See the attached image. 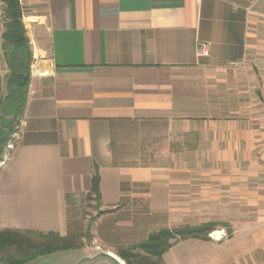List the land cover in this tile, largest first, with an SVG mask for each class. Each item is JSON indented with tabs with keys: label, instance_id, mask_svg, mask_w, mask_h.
Instances as JSON below:
<instances>
[{
	"label": "crops",
	"instance_id": "obj_1",
	"mask_svg": "<svg viewBox=\"0 0 264 264\" xmlns=\"http://www.w3.org/2000/svg\"><path fill=\"white\" fill-rule=\"evenodd\" d=\"M20 4L29 21L33 59L18 136L0 164V230L66 238L78 222L95 169L102 210L124 212L144 201L148 216L169 213L171 220L189 206L199 212L193 192L191 205L172 200L174 186L188 178L183 173L175 175L172 167L151 160L115 162L117 125L163 126V147L172 139L177 152L190 153L189 158L175 154V163L197 167L191 173L197 180L200 164L216 176L222 168L219 180L228 181L223 187L230 180L225 171L231 149L258 148L264 0ZM3 29L0 25V77L6 73ZM198 41L209 43L208 56L197 55ZM125 199L130 205L122 203ZM178 221L163 228L205 222ZM229 224L220 227L233 229L225 239L175 241L162 263L264 264V219ZM85 258L87 264H125L112 247L90 250Z\"/></svg>",
	"mask_w": 264,
	"mask_h": 264
},
{
	"label": "rangeland",
	"instance_id": "obj_2",
	"mask_svg": "<svg viewBox=\"0 0 264 264\" xmlns=\"http://www.w3.org/2000/svg\"><path fill=\"white\" fill-rule=\"evenodd\" d=\"M23 23L25 30L29 32V21L23 18ZM259 38L258 148L251 149L250 152H247L246 149H231L230 157L232 161L230 169L226 170L225 168L227 171H225V175L227 174V177H230L228 187H223L227 186L228 181L219 180L222 178V168L219 170V176H216L215 171L210 169L209 171H213L212 173L214 174L211 173V175L206 176L205 173L209 171L204 168L207 165L200 164L198 167L199 180H197L196 176L191 177V173H195L197 167L192 171V166L194 165L190 163L176 164L175 154L181 155L183 158H189L190 153L177 152L176 150L178 149L173 145L172 139L167 141L168 145L166 147H163V126L145 127V125L139 126L135 124L122 127V125H117L118 129L116 128L117 130L113 134L115 162L117 164L142 165L144 163H139L140 160H151L155 162L156 166L172 167L175 175L176 173H183V176L188 178L184 182L177 184L178 186H174L172 189V200L178 202V199H182L183 201L181 202L184 205H191L190 201L193 192L197 196L196 200L200 205V211L197 213L190 211L189 206L187 207L188 211H183L182 214L179 212L173 213L170 220L168 219L169 213L148 216L144 201L140 203L133 202V206L131 205L129 208L130 210H124V212H110L102 210L94 198L85 199L78 222L69 228L70 234L65 238L67 243L77 244L78 246L58 249L29 259L23 264H87L85 256L90 250L104 252L110 247L117 254L119 251L125 250L133 254L139 253L141 257H145L144 253L135 250L132 246L144 240L150 232L168 225L173 226L172 224L179 222L180 217H182L184 222L194 224L201 220L215 222L218 226L210 233L212 236L209 234V238L216 240L225 239L228 236L227 231L233 230L232 228H220L224 225L230 227L229 223L231 221L238 219L251 220L254 218L264 219V36ZM242 66L234 67L242 68ZM127 129L130 131H125ZM17 136L18 132L13 135L8 145L13 147ZM8 145L4 148L3 158H6L10 151ZM254 189L258 190L257 196L254 194ZM175 194L182 196H174ZM126 200L122 203L130 205V202ZM255 203L258 204V211L254 210ZM183 209H185V206ZM195 217L197 218L195 219ZM174 228L176 227H171L170 229ZM27 238L35 246L39 247L62 244L59 239H40L33 236ZM172 240L169 239V242H172ZM28 250L29 247L25 245L20 250L15 246L10 247L0 252V261L6 263L10 258L17 259L25 252L29 253ZM132 259L134 260V258ZM146 259H148V264L158 263L152 256H148ZM123 262L125 263L124 260Z\"/></svg>",
	"mask_w": 264,
	"mask_h": 264
},
{
	"label": "trees",
	"instance_id": "obj_3",
	"mask_svg": "<svg viewBox=\"0 0 264 264\" xmlns=\"http://www.w3.org/2000/svg\"><path fill=\"white\" fill-rule=\"evenodd\" d=\"M7 21L3 23L2 51L6 64V73L0 77V164L4 160V148L10 144L14 134L19 131L21 120L28 96L30 84V66L32 63V51L29 39L23 23V11L20 0H1ZM94 198L99 203V177L95 169L91 180V188L86 195V200ZM111 212V211H110ZM216 223L204 222L194 226H179L174 229L160 228L150 232L147 237L132 247L144 253L133 254L130 251L121 250L118 256L126 264H148L146 257L152 256L162 263V255L175 241L186 238L208 239L209 234L214 231ZM230 232V231H229ZM229 235V234H228ZM52 238L62 241L61 245L35 246L27 237ZM89 236V235H88ZM169 239H173L169 242ZM65 238L56 234H41L31 231H20L15 229L0 230V252L10 247H17L19 250L23 245L29 247V253H23L19 258H10L6 264H23L29 259L41 256L58 249H66L78 246L67 243ZM20 244V245H19ZM19 245V246H17ZM134 258V260L132 259ZM154 264V263H152Z\"/></svg>",
	"mask_w": 264,
	"mask_h": 264
},
{
	"label": "built area",
	"instance_id": "obj_4",
	"mask_svg": "<svg viewBox=\"0 0 264 264\" xmlns=\"http://www.w3.org/2000/svg\"><path fill=\"white\" fill-rule=\"evenodd\" d=\"M7 21V17L4 11V5L2 3V1L0 0V25H3V23H5ZM196 53L199 57H206L209 55V43L208 42H203V41H198L197 46H196ZM231 65L234 66H239L241 67L242 63L240 62H231ZM9 148H11V145H8ZM5 159V158H4ZM4 161V160H3ZM3 161L1 162V164L3 163ZM210 236H212L210 234Z\"/></svg>",
	"mask_w": 264,
	"mask_h": 264
}]
</instances>
